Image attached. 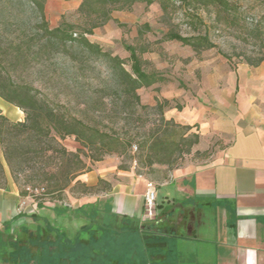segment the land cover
<instances>
[{
	"label": "rangeland",
	"instance_id": "rangeland-1",
	"mask_svg": "<svg viewBox=\"0 0 264 264\" xmlns=\"http://www.w3.org/2000/svg\"><path fill=\"white\" fill-rule=\"evenodd\" d=\"M224 1L226 9L212 4L187 8L174 0L166 3V9L161 0L149 6L133 3L111 8L107 18L103 15L104 8L94 0H87L81 11L83 0L44 1V16L50 29L70 26L73 37L83 35L101 53L117 58L126 71H130L126 47L135 49L142 68L161 78L152 86L137 90L139 104L123 93L118 68L111 59L91 54L77 42L57 45L49 55L44 52V39L36 28L38 9L30 0H0V37L15 41L25 50L31 48L26 58L15 61L16 65L12 62L5 65V72L15 83L30 86L34 94L55 106L67 119L81 120L121 138L133 137L136 141V136L146 134L164 121L174 124L178 140L181 128L191 127L182 138L194 140L191 136L196 135L197 141L188 153L185 141H181L172 156L176 161L173 166H142L145 157L139 156L136 143L125 155L112 153L101 160L111 158L117 166L149 181L162 179L166 171L176 167L208 163L225 147L227 137L203 135L201 119L191 122L181 115H193V120L194 115L203 120L216 115L224 118V103L227 99L231 101L226 88L244 70H250L244 59L254 56L264 46V0ZM187 13L201 23L191 25L192 18ZM171 32L182 37L206 34L214 47L195 52L169 40L167 35ZM33 33L36 37L31 45L28 42ZM17 109L6 106L2 114L11 122H22L25 115L19 109L18 114ZM57 142L69 152L79 147L71 136L57 138ZM47 146L43 136L27 135L0 121V184L6 172L19 195L24 193L20 195L22 198L44 206L68 205L72 199L103 189L101 185L82 193L80 187L72 188V185L62 193L45 194L48 183L42 180L56 172L60 164L55 151L59 146L52 143L53 151ZM86 162L90 170L97 163Z\"/></svg>",
	"mask_w": 264,
	"mask_h": 264
},
{
	"label": "crops",
	"instance_id": "crops-1",
	"mask_svg": "<svg viewBox=\"0 0 264 264\" xmlns=\"http://www.w3.org/2000/svg\"><path fill=\"white\" fill-rule=\"evenodd\" d=\"M249 69L226 88L224 118L181 115L201 119L203 135L227 137L208 163L149 181L106 159L79 178L103 189L49 206L22 198L5 172L0 264H264V61ZM148 183L152 220L143 216Z\"/></svg>",
	"mask_w": 264,
	"mask_h": 264
},
{
	"label": "trees",
	"instance_id": "trees-1",
	"mask_svg": "<svg viewBox=\"0 0 264 264\" xmlns=\"http://www.w3.org/2000/svg\"><path fill=\"white\" fill-rule=\"evenodd\" d=\"M34 3L38 9V20L36 28L41 31L44 39V52L48 55L53 52V49L57 45H65L67 43L77 42L80 47L87 52L94 55H101L109 58L107 54L101 53L97 45L91 44L83 36L78 38L73 37L71 27L63 26L50 29L47 25L44 16V1L45 0H30ZM87 0H83L79 7L81 11L84 7V3ZM104 8L103 15L105 18L109 17V10L113 7H122L125 5H131L133 3H144L149 6L156 0H94ZM166 3L173 0H161ZM187 6V8H194L195 4H212L221 7L220 9L227 8V2L224 0H174ZM188 17H191V25L201 23V20L196 16L187 13ZM24 33H27L25 30ZM88 33H90L88 31ZM258 33V32H257ZM36 34L33 33L29 44L35 40ZM167 38L171 41H176L182 45L191 47L195 52L201 50H207L214 47L209 41L208 36L197 35L191 37H182L178 33L171 32L167 35ZM19 43V42H18ZM129 51L130 71H126L121 66V62L117 58H109L118 68L119 75L122 82V90L126 96H129L137 104H139V97L137 90L140 88L150 87L153 84L161 80L159 76L154 73H147L142 68V62L133 47L127 46ZM31 53V48L26 50L21 47L20 44H15V41L6 40L0 37V99L16 108L21 110L25 117L22 122H11L0 112V121L9 127L18 128L22 133L30 135L34 133L38 137L43 136L46 140L47 149L53 151L51 146L55 143L59 146L56 149L58 159L60 161L59 167L56 172L45 177L42 181L48 183L45 194L62 193L67 188L78 186L81 188L82 193H88L92 188L88 187L85 183L76 180L77 176L82 175L90 171L87 167V162L95 163L102 160V158L109 154H127L129 148L133 143L137 144L138 154L140 157H145L142 166L151 167L153 164L173 166L175 159L172 158L173 154L177 151L181 141H185V152L188 153L193 144L197 141V136H191L194 140H187L182 138L185 132H188L191 127L183 126L180 139H176L177 133L174 132L173 123H165L162 121L159 125L150 128L146 134L142 136H136V141L132 138H121L118 135H111L95 126H89L78 119H67L61 112L55 107L49 104L46 100L34 94L33 89L30 86L24 84H18L13 81L11 76L6 73L5 65L15 61H19L20 58H26ZM41 53V52H40ZM39 56V53H37ZM14 59V60H13ZM245 63L250 67H257L264 61V46L257 50L254 56L244 59ZM16 65V64H15ZM143 107V106H142ZM182 135V136H181ZM74 137L79 143V147L75 152H69L63 146L59 145V140L65 137ZM145 154V155H144ZM144 155V156H143ZM46 176V174H44ZM4 183V181H3ZM0 184V187L3 185ZM24 196L22 192L20 194ZM37 205H41L38 202Z\"/></svg>",
	"mask_w": 264,
	"mask_h": 264
},
{
	"label": "built area",
	"instance_id": "built-area-1",
	"mask_svg": "<svg viewBox=\"0 0 264 264\" xmlns=\"http://www.w3.org/2000/svg\"><path fill=\"white\" fill-rule=\"evenodd\" d=\"M156 212L155 186L148 183L144 194L143 216L147 220H152Z\"/></svg>",
	"mask_w": 264,
	"mask_h": 264
}]
</instances>
